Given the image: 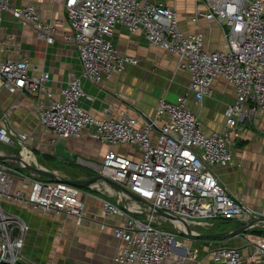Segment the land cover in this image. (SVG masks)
Here are the masks:
<instances>
[{
    "label": "built area",
    "instance_id": "obj_1",
    "mask_svg": "<svg viewBox=\"0 0 264 264\" xmlns=\"http://www.w3.org/2000/svg\"><path fill=\"white\" fill-rule=\"evenodd\" d=\"M196 1L204 7H196L190 20L202 17L219 23L224 41L218 48L209 49L200 30L182 29L176 9L161 1L62 0L69 26L61 37L77 51L80 73H68L65 84L55 93L46 86L48 72L27 57L0 61L1 86L11 92L44 94L39 123L53 140L86 134L107 144L98 173L130 191L111 187L114 198H102L104 220L100 226L108 228L118 241L111 264H164L171 248L184 244L179 232L186 233V228L179 217L206 225L217 217L240 221L257 217L227 190L213 166L232 161L229 144L237 122H254L256 115L264 112V0ZM6 10L32 25L47 42L59 33V19L45 20L35 3L12 6L10 0H0L2 48L12 39L1 26ZM116 23L125 24L133 33L141 31L150 45L175 53L178 65L189 72L187 92L196 103L217 77L230 82L235 94L225 106L224 126L205 131L199 116L188 106L187 92L173 101L160 96L151 116L121 109L115 117H98L83 109L78 102L87 95L82 78L100 83L138 60L107 40ZM8 116L7 111L0 116V142L16 144L25 155L33 154L28 144L34 137L13 129ZM117 144L136 147L140 156L133 158L113 149ZM61 177L58 173L56 177L38 174L21 160L0 158V263H18L29 227L20 215L4 208V200L64 212L80 223L85 213L82 188ZM17 179L20 181L15 184ZM158 209L172 217L159 214ZM251 226L264 227V221L255 220ZM249 240L255 248L245 257L237 247L223 245L211 248L209 258L221 264L264 261V234Z\"/></svg>",
    "mask_w": 264,
    "mask_h": 264
},
{
    "label": "crops",
    "instance_id": "obj_2",
    "mask_svg": "<svg viewBox=\"0 0 264 264\" xmlns=\"http://www.w3.org/2000/svg\"><path fill=\"white\" fill-rule=\"evenodd\" d=\"M154 1H161L173 6L177 11L180 27L184 30H200L209 49H215L222 45L224 38L219 23L202 17L196 22L190 20L196 7H204L201 2L196 0ZM25 2L35 3L45 20L59 19V33L52 42H47L32 25L22 23L20 19L13 17L9 10L3 11L2 30L10 34L12 39L3 47L4 49L0 44V61L10 57H27L30 63L36 64L40 69L48 72L46 86L56 93L60 86L65 84L68 73H80L81 71V62L77 51L73 45L66 43L61 37V33L69 26L65 18L62 0H10L12 6ZM106 38L121 52L134 55L138 60L136 63H127L122 71L103 78L100 83L91 82L86 78L81 79V86L90 97L81 96L78 102L91 115L115 117L121 109H125L131 114L144 112L151 116L160 96L173 101L178 94L187 92L189 72L178 65L175 53L150 45L141 31L130 32L127 26L122 23H116L112 34ZM234 94L232 84L219 76L213 81L209 91L202 96L199 103L192 99V93L188 91L187 103L199 116L205 131L219 130L224 126L226 103L232 101ZM43 101H45V97L42 92H11L5 86L0 85V116L4 111H7L9 113L8 122L13 129L29 133L34 137L36 148L52 154L56 140H53L49 130L39 123V104ZM255 118L254 122H249L246 119L237 122L235 134L229 144L232 161L226 165H214L213 170L227 190L253 209L258 217L264 216V112L257 114ZM61 140L65 147L77 156V159H63L74 161L72 165L79 159H83L87 161L88 165L95 166L96 170L108 147L106 143L95 140L86 134ZM7 145L6 148L0 147L1 153L15 154L18 152L16 144ZM113 149L133 158L140 156L139 150L131 145L117 144L113 146ZM28 156L32 157L30 159L32 162L42 165L34 154ZM97 173L98 170L89 176ZM69 177L72 176L67 178ZM76 177H82V174ZM19 181L17 179L15 184ZM96 185L113 192L110 185L103 180L96 181L92 186ZM85 189L87 195L82 188L81 196L85 202L82 223L86 226L83 228L84 232L77 235H75V231H72V228L79 223H76L71 215L64 216V212L43 210L28 203L7 199L2 202V205L7 210L20 215L27 222L29 227L25 234V241L28 248L30 246L37 250L45 248L46 251H50V254L54 250L59 251L58 245L64 243L63 241L65 244L67 243L65 237L59 239L56 236V233L61 229L59 221L64 216L65 224H67L63 229V232L66 233L65 236L72 237L77 245L76 238H91L97 241L98 244L93 246V254L99 255L97 257H100L103 264H111L118 241L105 244L106 240L101 235L105 233L107 237H113L108 228L100 226L104 220L101 202L105 194L99 189L90 187ZM110 217L111 219H120L117 216ZM187 223L190 230L195 233L179 232V237L184 244L182 247L173 246L166 256L164 264H221L210 260L208 251L215 246L223 245L237 247L241 255L245 257L255 248V244L249 240V237L264 234V227L250 226L246 230L235 231L240 226L238 218L217 217L211 219L207 225ZM256 230L262 231L257 232ZM220 232H226V234L215 237L199 235ZM79 246L81 247V245ZM256 264H264V261L259 260Z\"/></svg>",
    "mask_w": 264,
    "mask_h": 264
},
{
    "label": "rangeland",
    "instance_id": "obj_3",
    "mask_svg": "<svg viewBox=\"0 0 264 264\" xmlns=\"http://www.w3.org/2000/svg\"><path fill=\"white\" fill-rule=\"evenodd\" d=\"M230 102V101H229ZM228 103V101H227ZM226 103V104H227ZM8 145L4 142H0V147L6 148ZM31 147L32 153L36 156L38 162H40L45 168L53 170L57 172L59 175L63 177H76L80 174H82V177H88L89 174H93V172H97L95 166H90L87 164V161L79 159L74 165H72L71 161H66V159L63 158H57L55 160L46 158L45 155L41 153L39 148L36 150V153L33 151L32 148H36V142L33 140L28 144V148ZM1 151V150H0ZM43 152V151H42ZM18 153V152H17ZM32 158V157H31ZM96 163V162H95ZM91 172V173H88ZM95 183V182H94ZM93 185V184H92ZM111 187V186H109ZM92 189H99L104 194L105 197L108 198H114V190L111 193L110 190H104L101 186H92L90 187ZM83 192L86 194V189L83 190ZM87 195V194H86ZM64 216L68 215L67 213L63 214ZM63 218L59 221V226L61 229L56 233V236L61 239L65 237V240H67V243H64L58 245L59 251L54 250L50 254V251H46L45 248H39L38 250L34 247L30 246L27 247V242L25 241V246H23L22 249V255L18 259L19 264H103V261H100V257H97L99 255L93 254V246L98 244L97 241L91 239V238H76V243H74V239L72 237L65 236V232H63V229H65V219ZM83 219L80 221L79 224H75L76 227L72 228V231H75V235L80 234V232H84L83 228L86 226V224L82 223ZM166 223V222H164ZM84 224V225H83ZM167 224V223H166ZM81 225H83L81 227ZM102 237L106 240L105 244L109 243L112 244V242L117 241L114 237L108 236L105 233L101 234ZM111 235V234H109ZM112 236V235H111ZM73 239V240H72ZM73 241V242H72ZM59 242V241H58ZM71 242V243H70ZM81 245V247L79 246ZM105 247H108V245H105Z\"/></svg>",
    "mask_w": 264,
    "mask_h": 264
},
{
    "label": "water",
    "instance_id": "obj_4",
    "mask_svg": "<svg viewBox=\"0 0 264 264\" xmlns=\"http://www.w3.org/2000/svg\"><path fill=\"white\" fill-rule=\"evenodd\" d=\"M22 153H23L22 151H18V153H15V154H0V158H11V159L19 160V161L21 160L24 162V165L26 168L31 169L32 171H34L38 174L45 175L47 177H56L57 173L55 171L47 169L42 165L39 166V165H35L33 163H29L27 161H24L23 158L21 157ZM52 154L56 157H59V158L77 159V156L75 155V153L69 151L65 147V144L61 139H57L54 142ZM61 179L66 180L72 184L78 185L81 188L82 187H91L94 182L101 179V180L105 181L108 185H110L111 187L122 189V190L130 193V191H128L120 183H118V182H116V181H114L108 177H105L99 173L94 174V175H90L88 177H69V178H67V177L62 176ZM134 196H136V195H134ZM157 212L159 214L166 216V217H172L171 214L165 213L161 209H158ZM179 219L184 223L185 228H186V233H191L190 227H189L187 221H185L183 218H180V217H179ZM255 220L264 221V216H258V217L252 218L250 220L240 221V226L237 229H235V231L248 229ZM224 234H226V232H223V233H221V232L220 233H202L199 235L207 236V237H210V236L215 237V236L224 235Z\"/></svg>",
    "mask_w": 264,
    "mask_h": 264
},
{
    "label": "trees",
    "instance_id": "obj_5",
    "mask_svg": "<svg viewBox=\"0 0 264 264\" xmlns=\"http://www.w3.org/2000/svg\"><path fill=\"white\" fill-rule=\"evenodd\" d=\"M33 149V151L36 153V150H38L37 148H32ZM41 153L43 154V155H45V157L46 158H49V159H53V160H55L56 159V157L53 155V154H51V153H48V152H42L41 151ZM83 189H85V188H88V187H82ZM257 232H261L262 230H256ZM0 264H7V263H5V262H1ZM17 264H19V263H17Z\"/></svg>",
    "mask_w": 264,
    "mask_h": 264
},
{
    "label": "bare ground",
    "instance_id": "obj_6",
    "mask_svg": "<svg viewBox=\"0 0 264 264\" xmlns=\"http://www.w3.org/2000/svg\"><path fill=\"white\" fill-rule=\"evenodd\" d=\"M23 154L25 155V150H23ZM27 157H28V159H27ZM25 158L30 162V163H33V164H35V165H39L40 166V164H37V163H34V162H32L30 159H32L31 158V156H28V155H25ZM101 180V179H100ZM97 186V185H96Z\"/></svg>",
    "mask_w": 264,
    "mask_h": 264
}]
</instances>
